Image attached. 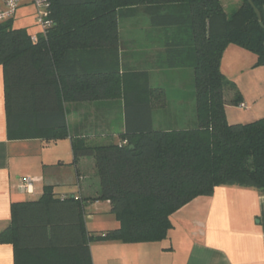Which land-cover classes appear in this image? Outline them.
Listing matches in <instances>:
<instances>
[{
	"label": "trees",
	"instance_id": "16d2710c",
	"mask_svg": "<svg viewBox=\"0 0 264 264\" xmlns=\"http://www.w3.org/2000/svg\"><path fill=\"white\" fill-rule=\"evenodd\" d=\"M255 9L264 24V0H242L231 14L221 0H51L46 35L17 27L16 18L0 23L9 131L18 135L26 123L33 137H71L74 162H96L101 195L91 201L109 202L119 224L89 233L83 218L89 200L62 198L46 187L40 199L12 205L11 223L0 233V245L14 247L15 264H93L90 244L162 242L176 212L218 187L264 193V118L228 123V104L244 103L221 71L230 45L255 54L256 67H264ZM140 13L152 27L178 34L165 42V62L192 70L193 128L156 130L153 101L164 92L150 86L147 71L122 65L120 20ZM226 89L234 92L230 103ZM109 100L124 101L121 132L105 138L111 143L89 144L69 130L65 104Z\"/></svg>",
	"mask_w": 264,
	"mask_h": 264
},
{
	"label": "crops",
	"instance_id": "0c3cea01",
	"mask_svg": "<svg viewBox=\"0 0 264 264\" xmlns=\"http://www.w3.org/2000/svg\"><path fill=\"white\" fill-rule=\"evenodd\" d=\"M120 43L121 46L124 43L121 38ZM120 57L123 62L122 50ZM68 117L67 113L69 123ZM68 127L72 132V127ZM84 127V124L73 126V133L83 132ZM19 133L8 129L5 74L0 67V233L11 223L12 205L40 199L46 187L53 188L59 197L74 195L89 200L83 214L89 233L105 232L96 225L100 217L111 221L106 231L118 228L109 202L91 201L101 195L94 158H81L75 163L71 137L57 141L33 137L35 131L26 123L20 126ZM27 178L32 179L29 188L24 185ZM171 222L173 229L162 242L90 244L93 264H264L261 191L218 187L212 197H199L176 212ZM0 264H15L12 245H0Z\"/></svg>",
	"mask_w": 264,
	"mask_h": 264
},
{
	"label": "rangeland",
	"instance_id": "374dc122",
	"mask_svg": "<svg viewBox=\"0 0 264 264\" xmlns=\"http://www.w3.org/2000/svg\"><path fill=\"white\" fill-rule=\"evenodd\" d=\"M221 2L228 14L233 13L242 4V0ZM23 3L30 4L28 0ZM22 6L17 13L15 24L19 28H29L34 33L38 30L35 8L32 5ZM119 29L121 41L124 42L121 46L122 65L126 69L147 71L150 86L164 92V98L158 103L153 101L154 128L181 130L195 127L196 103L192 70L169 69L165 62V42L177 32L174 29L158 31L152 27L150 18L143 13L120 20ZM257 62L255 54L235 45L228 46L223 54L221 71L226 79L236 86L245 105V108H242L228 104L226 117L229 124H248L264 118V68L256 67ZM233 97L234 92L226 89L227 103H230ZM123 104V100L93 101L83 106L65 104V111L69 115L68 126L72 127L73 132V126L84 124V131L77 133V136L89 144L111 143V140L105 142V138L121 132L124 124ZM104 207L105 204L102 205L101 211ZM110 222V219L100 217L96 225L98 229L106 231Z\"/></svg>",
	"mask_w": 264,
	"mask_h": 264
},
{
	"label": "built area",
	"instance_id": "2783aa9c",
	"mask_svg": "<svg viewBox=\"0 0 264 264\" xmlns=\"http://www.w3.org/2000/svg\"><path fill=\"white\" fill-rule=\"evenodd\" d=\"M27 0H0V23L7 22L16 18L17 13L22 5L27 6ZM29 3L35 8V17L36 24L39 29V33L46 35L48 30L53 26V21L51 20V0H28ZM24 6V7H25ZM38 36L35 34L32 36V41L36 42ZM242 108H245V105H241ZM32 179L27 178L24 180V185L26 184L27 188L31 186ZM64 198V196H62Z\"/></svg>",
	"mask_w": 264,
	"mask_h": 264
},
{
	"label": "water",
	"instance_id": "95a60500",
	"mask_svg": "<svg viewBox=\"0 0 264 264\" xmlns=\"http://www.w3.org/2000/svg\"><path fill=\"white\" fill-rule=\"evenodd\" d=\"M255 13H256V15H257V17H258V20H259L260 26L264 29V24H263V20H262V15H261V13H260L258 10H256V9H255Z\"/></svg>",
	"mask_w": 264,
	"mask_h": 264
}]
</instances>
